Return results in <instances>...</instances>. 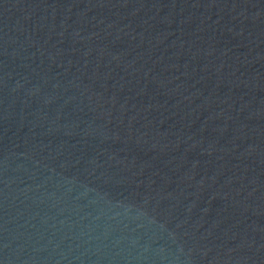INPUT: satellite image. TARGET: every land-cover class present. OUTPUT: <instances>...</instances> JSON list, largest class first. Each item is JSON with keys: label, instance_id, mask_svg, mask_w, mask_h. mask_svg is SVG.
Here are the masks:
<instances>
[{"label": "water", "instance_id": "obj_1", "mask_svg": "<svg viewBox=\"0 0 264 264\" xmlns=\"http://www.w3.org/2000/svg\"><path fill=\"white\" fill-rule=\"evenodd\" d=\"M0 264H264V21L0 0Z\"/></svg>", "mask_w": 264, "mask_h": 264}]
</instances>
